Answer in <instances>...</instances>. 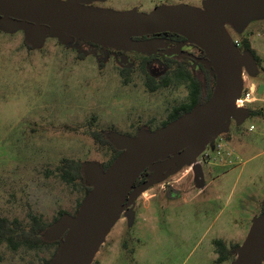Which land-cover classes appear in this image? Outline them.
I'll list each match as a JSON object with an SVG mask.
<instances>
[{
  "label": "rangeland",
  "instance_id": "374dc122",
  "mask_svg": "<svg viewBox=\"0 0 264 264\" xmlns=\"http://www.w3.org/2000/svg\"><path fill=\"white\" fill-rule=\"evenodd\" d=\"M204 2L182 1L198 9ZM227 32L253 47L257 73L243 78L264 97V16ZM25 45L23 32L0 31V217L28 229L32 217L51 225L60 213L74 215L84 199L80 184L60 178L62 159L104 164L113 153L92 133L132 137L138 129H156L173 106L187 102L188 89L172 81L149 93L139 74L125 83L115 57L98 59L54 38L40 49ZM162 72L149 69L154 77ZM247 109L255 113L239 129L229 125L221 133L220 155L203 166L206 183L190 187L185 167L145 191L134 202L132 222L120 217L92 264H217L214 241L228 250L241 246L264 208V99ZM168 187L176 194L166 193ZM55 248L2 242L0 264H44Z\"/></svg>",
  "mask_w": 264,
  "mask_h": 264
},
{
  "label": "water",
  "instance_id": "95a60500",
  "mask_svg": "<svg viewBox=\"0 0 264 264\" xmlns=\"http://www.w3.org/2000/svg\"><path fill=\"white\" fill-rule=\"evenodd\" d=\"M102 1L0 0V31L23 32L31 49H40L47 38L57 39L63 46L77 39L138 54H151L160 45L137 39L171 33L204 53L200 62L215 83L208 101L154 132L143 129L134 137L104 134L120 154L105 171L96 163L83 165L89 193L74 216L62 215L42 234L47 243L60 242L49 264H92L120 217L132 222L133 205L141 194L186 166L198 174L197 158L206 147L227 131L231 121L242 125L250 115L249 109L236 108L235 102L242 94L243 75L254 77L257 65L250 53H241L234 45L226 27L238 30L264 16V0H205L201 9L161 5L150 13L87 6ZM171 164L175 167L164 173ZM145 171L151 176L134 187ZM233 254L230 264L264 263V213L252 221L244 242Z\"/></svg>",
  "mask_w": 264,
  "mask_h": 264
},
{
  "label": "flooded vegetation",
  "instance_id": "af4514ba",
  "mask_svg": "<svg viewBox=\"0 0 264 264\" xmlns=\"http://www.w3.org/2000/svg\"><path fill=\"white\" fill-rule=\"evenodd\" d=\"M60 1H68V0H60ZM107 1L108 0H104L102 2H91L87 4V6L97 7V8H102V9H110L113 11H120V12L136 10L137 12L150 13L161 5H179V4L185 5L184 3H182L183 0H159V1H155V0H131L130 1L128 0V1H125V3H123L119 8H114V7L105 8L103 5ZM226 29L228 30L232 28L227 26ZM55 40L58 42L57 39ZM137 41H152V42L159 44L160 47L152 48L151 51L153 52L151 54H138L136 52L123 53L122 51H119V50H113V49H109L105 47H100V46L91 44L89 42H85V41H81L77 39H74L71 44L64 46V47H71L72 45H78L81 51L91 53L98 59L99 58L105 59L108 56L115 57V60L120 67L118 71V75L123 80H125L126 78L130 80L133 75L139 74L143 77L144 85H145L146 77L157 80L158 82L164 81L165 79L170 80V82L168 83V86L160 87L158 89L168 88L172 81H176L179 84H184L188 89L187 102L179 104L177 106H173L168 112L166 119L163 122H161V125L158 128L144 129V130H147L148 132H154L155 130L164 126L163 124L166 123L170 119L173 113V110L175 108L189 104L190 95H191L190 94L191 93L190 84L188 81H185L182 77L186 76L187 73H190L192 78L196 80L198 87L201 90L202 94L210 90L211 81H213V84H214L215 79L211 77L209 71L206 68V65L200 62L205 57L204 53L198 47L187 43L186 40L182 38L181 36L171 34V33H159V34H154L150 36H145L143 38L137 39ZM155 67H159L163 71L159 77H154L150 75L149 73V69H152ZM146 89L148 90L149 93H153L156 90H158L156 89L154 91H150L147 87ZM249 110L251 111L250 114L254 112L252 109H249ZM240 126L241 125H237L234 121L230 122V127L239 129ZM139 131L140 130L138 129V131L134 135H131V136L134 137ZM221 135L222 134H219L218 137L206 147V150L204 151V153L201 154L197 158V162L200 168V171L198 172V174L195 173V171L192 169L191 166H186V167H189L191 171L190 176L187 178V182H189L190 187L192 188L196 187V185L198 184L197 182L199 181L203 183V185L206 183V175L203 172V168H204L203 166L214 162L215 156L220 155V149L222 147L219 146L220 143L218 142L222 140ZM174 167H175V164H171V166L164 173L172 170ZM149 176H151V173L146 171L145 174H143V176L141 175L136 180V181L139 180V182L138 183L135 182L134 187H139L142 183H144L147 180ZM173 176L167 178L165 181L171 179ZM173 188L174 187H168L167 189H164V190L166 193H169V195H173V194H176Z\"/></svg>",
  "mask_w": 264,
  "mask_h": 264
},
{
  "label": "trees",
  "instance_id": "16d2710c",
  "mask_svg": "<svg viewBox=\"0 0 264 264\" xmlns=\"http://www.w3.org/2000/svg\"><path fill=\"white\" fill-rule=\"evenodd\" d=\"M28 49H31L29 46L25 45ZM239 50L240 52H248L250 53L253 58L255 59V62H258V58L255 56L254 52L250 49L249 42H239ZM241 52V53H242ZM185 81H188L190 84V102L187 105H183L180 107H177L173 110V113L170 117V119L164 123L163 125L166 126L170 122H173L177 118L181 117L182 115L188 113L191 111L192 108H194L197 105L203 104L211 96L214 84L213 81H211L210 90L206 91L204 94H202L201 90L198 87V84L195 79L192 78L190 73H187L186 76L182 77ZM129 81L128 78L125 79V83ZM170 82L169 79H165L164 81L158 82L157 80L151 79L149 77L145 78V86L150 90L154 91L160 87H166L168 86V83ZM255 111L252 113L254 114ZM257 114V112H256ZM94 121V119H92ZM93 139L96 143L100 144L101 146H108V148L112 151V155L108 159L107 162L104 164H101V168L103 171H105L112 162L117 158V156L120 154V152H117L114 150V148L108 143V141L104 138L103 134L100 133H92ZM60 178L62 181H64L67 184L77 182L80 184L84 191V199L87 196V194L90 191V188L86 187L84 184L83 176H82V167L83 165L80 164L78 161H74L71 159H62L60 161ZM146 172V171H145ZM145 172L143 174H145ZM142 174V176H143ZM141 176V175H140ZM136 181V183H138ZM83 199V200H84ZM82 200V201H83ZM81 204V203H80ZM80 205H78L79 208ZM78 209L76 210L75 214L77 213ZM264 213V208L262 210V214ZM65 213H60L59 218H57L54 222H56L62 215ZM53 222V223H54ZM52 223V224H53ZM49 225H46L40 221V219L36 217L31 218V226L28 229H24L20 224H18L16 221L9 222L4 218L0 217V243L6 242L8 246L13 247L15 249V246L19 243L26 246L28 249H38L41 247H49V246H56L54 253L52 257L45 261L44 264H49L54 255L57 252V249L59 247L60 242L55 243H47L43 240L42 234L46 230V228ZM19 242V243H18ZM216 252L218 254L216 263L221 264L227 261L228 259H231L233 257V252L238 246H233L232 250H228L224 243L220 240L213 242ZM124 248H126L124 244ZM132 251L130 250L129 253Z\"/></svg>",
  "mask_w": 264,
  "mask_h": 264
},
{
  "label": "built area",
  "instance_id": "2783aa9c",
  "mask_svg": "<svg viewBox=\"0 0 264 264\" xmlns=\"http://www.w3.org/2000/svg\"><path fill=\"white\" fill-rule=\"evenodd\" d=\"M233 43L236 47H239V42L237 40H234ZM256 101H257V98H256V90H255L254 84L251 82H247L246 79L243 78V90H242L241 96L235 102L236 108H244V109L248 108L250 105L254 104ZM251 128L252 127H250V129Z\"/></svg>",
  "mask_w": 264,
  "mask_h": 264
},
{
  "label": "crops",
  "instance_id": "0c3cea01",
  "mask_svg": "<svg viewBox=\"0 0 264 264\" xmlns=\"http://www.w3.org/2000/svg\"><path fill=\"white\" fill-rule=\"evenodd\" d=\"M251 48H253V47L251 46ZM251 48H250V49H251ZM253 84H254V83H253ZM254 86H255V85H254ZM255 88H256V87H255ZM257 89H258V88H257ZM256 98H257V101H256V102L260 101L261 99H264V97H258L257 94H256ZM259 98H260V99H259Z\"/></svg>",
  "mask_w": 264,
  "mask_h": 264
}]
</instances>
